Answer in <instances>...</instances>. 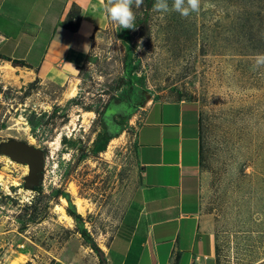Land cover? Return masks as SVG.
<instances>
[{"label":"rangeland","instance_id":"obj_1","mask_svg":"<svg viewBox=\"0 0 264 264\" xmlns=\"http://www.w3.org/2000/svg\"><path fill=\"white\" fill-rule=\"evenodd\" d=\"M154 2L133 6L134 29L109 20L64 86L0 59V144L44 153L34 190L28 167L0 155V264H98L81 232L108 245L139 185L146 113L156 104L153 115L177 122L180 106L163 104L177 102L188 103L185 121L197 107L200 216L215 264H264V67L254 66L264 0H201L187 18Z\"/></svg>","mask_w":264,"mask_h":264},{"label":"crops","instance_id":"obj_2","mask_svg":"<svg viewBox=\"0 0 264 264\" xmlns=\"http://www.w3.org/2000/svg\"><path fill=\"white\" fill-rule=\"evenodd\" d=\"M68 21L75 27L63 25ZM108 26L104 0H0V56L61 87L77 77L97 32ZM163 104L179 105V119L153 115L156 104L146 113L138 130L147 138L139 185L98 264H215L217 242L200 216L197 107L192 103L196 114L189 122L181 110L187 102Z\"/></svg>","mask_w":264,"mask_h":264},{"label":"clouds","instance_id":"obj_3","mask_svg":"<svg viewBox=\"0 0 264 264\" xmlns=\"http://www.w3.org/2000/svg\"><path fill=\"white\" fill-rule=\"evenodd\" d=\"M143 0H104V12L107 18L119 28L134 29L135 13L133 6L140 7ZM201 0H155L153 8L162 14L169 12L179 13L182 17H189L192 13H198ZM139 50V49H138ZM255 67H264V54L255 56Z\"/></svg>","mask_w":264,"mask_h":264},{"label":"water","instance_id":"obj_4","mask_svg":"<svg viewBox=\"0 0 264 264\" xmlns=\"http://www.w3.org/2000/svg\"><path fill=\"white\" fill-rule=\"evenodd\" d=\"M0 155L28 167L29 172L24 179L25 189L34 190L40 187L44 178V153L42 150L18 140H10L0 144Z\"/></svg>","mask_w":264,"mask_h":264},{"label":"trees","instance_id":"obj_5","mask_svg":"<svg viewBox=\"0 0 264 264\" xmlns=\"http://www.w3.org/2000/svg\"><path fill=\"white\" fill-rule=\"evenodd\" d=\"M64 26H70V27H75V25L73 23H70V21L67 22V24H63ZM0 59H3L6 62H10L14 67H25V68H30L28 65H26L24 62L21 61H17V60H11L10 58L7 57H1ZM128 61V60H127ZM126 61L125 64V72H126V79H124L126 82H128V84H133V80H136V77H134L133 73H135L134 68L129 67L130 63ZM81 236L84 239V241L86 242V244L88 245V247H90L98 256H100V262L102 263V252L99 248V246L97 245V243L91 238V236L89 235V233L87 232V230H83L81 232Z\"/></svg>","mask_w":264,"mask_h":264},{"label":"bare ground","instance_id":"obj_6","mask_svg":"<svg viewBox=\"0 0 264 264\" xmlns=\"http://www.w3.org/2000/svg\"><path fill=\"white\" fill-rule=\"evenodd\" d=\"M0 181H1V177H0Z\"/></svg>","mask_w":264,"mask_h":264}]
</instances>
